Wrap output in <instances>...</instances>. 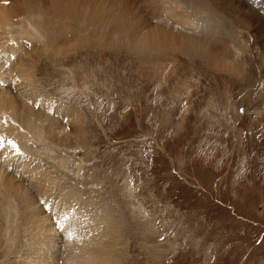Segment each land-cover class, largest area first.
Listing matches in <instances>:
<instances>
[{"label": "rangeland", "instance_id": "rangeland-1", "mask_svg": "<svg viewBox=\"0 0 264 264\" xmlns=\"http://www.w3.org/2000/svg\"><path fill=\"white\" fill-rule=\"evenodd\" d=\"M143 2L34 0L38 8L11 20L10 33L0 27V93L16 94L19 111L13 150L23 166L31 160L37 170L27 178L16 165L8 173L26 185L43 217L66 222L55 223L62 241L50 258L23 204L16 215L0 206V264H76V239L100 222V233L91 236L105 244L110 237L102 222L111 219L120 236L111 264H264V43L247 24L234 27L235 45L213 38L224 41L227 63L240 74L218 70L209 57L139 54L129 44L164 27ZM173 25L168 30L187 34ZM15 39L14 66L33 64L26 90V84L9 87L5 76L12 67L4 63L7 45ZM48 228L59 239L51 223Z\"/></svg>", "mask_w": 264, "mask_h": 264}, {"label": "bare ground", "instance_id": "bare-ground-1", "mask_svg": "<svg viewBox=\"0 0 264 264\" xmlns=\"http://www.w3.org/2000/svg\"><path fill=\"white\" fill-rule=\"evenodd\" d=\"M8 0H0V27H3L4 29H7V32H11V24L12 21H16L19 18L20 13L23 11V14L27 12H34V9H37L38 7L34 4V0H18L16 1V3L14 4V6L9 7V9H6L4 4L7 2ZM12 1V0H11ZM71 1V0H70ZM245 0H151V2H149V0H145L144 6L145 8L149 11V15L154 19V21H156L157 23H159L161 26L163 25L164 27H153V31L149 32V34H145L147 36H143L145 38H143L144 40H141L140 43H133L131 42L132 45V49L134 50L136 49L137 52L139 54H154L155 52H159V53H167L168 51H172V52H181L187 55H193L195 57H209L210 58V62L213 63L215 65V67L218 70H223L225 71L226 69L229 70V72L232 73H237L240 74V70H239V66L235 65V64H229L227 63L226 60V49L225 46H223V40L219 41V42H215V40H213V38H215L216 36L220 37H224L225 39H229V40H233L235 44L236 43V39H238L236 30L234 27H241V26H247L249 25V27L255 32L254 37L259 38L260 41H262L264 43V17L260 15L261 13V8L260 6L264 5V2L262 4V2L259 3H255L254 0H248L249 3H246ZM64 2V1H63ZM12 3V2H11ZM255 4H258L257 8L254 6ZM251 5V6H250ZM253 5V6H252ZM261 6V7H262ZM70 7V6H69ZM195 8H197L195 10ZM220 8V11H218ZM66 8H64L62 10L65 11L67 13V11L65 10ZM69 11V10H68ZM72 12V11H71ZM74 12V11H73ZM161 12L162 14H160L163 18L164 21L161 19L162 17L160 16V19H157V17L159 18V16H157L156 14ZM195 12V15L193 16V13ZM260 12V13H259ZM69 13V12H68ZM39 14V13H37ZM75 14V13H74ZM78 14V13H77ZM34 15V14H33ZM61 15V14H60ZM79 16V15H78ZM77 16V17H78ZM41 17V16H40ZM53 17V16H52ZM50 17V18H52ZM96 17V15H95ZM129 17H131L129 20L132 19H137L136 15H129ZM156 17V18H154ZM21 18V17H20ZM34 18V17H33ZM38 18V17H37ZM54 18V17H53ZM143 18L145 19V16L143 15ZM27 19V18H26ZM12 20V21H11ZM34 20V19H33ZM27 21V20H26ZM32 21V20H31ZM43 21V20H42ZM147 21V20H145ZM159 21V22H158ZM176 21V22H175ZM150 22V21H149ZM168 22H173L175 23L176 28L178 27L179 29H177V33H183L186 31V33L188 34H181L178 35L176 34V32H174V30L169 29V27H167V23ZM31 23V22H30ZM29 23V24H30ZM36 23V21H35ZM145 23V22H144ZM23 24V23H22ZM27 24V23H25ZM33 24V22H32ZM45 24V23H44ZM15 25V24H14ZM36 25V24H35ZM35 25H31L33 26L32 28H35ZM41 26V24H39ZM28 26V25H27ZM14 27V26H13ZM16 27V26H15ZM22 27V26H21ZM25 27V26H23ZM38 27V25H37ZM144 27V26H143ZM17 28V27H16ZM15 28V29H16ZM31 28V29H32ZM39 28V27H38ZM42 28V26H41ZM129 28H131L132 30H136L135 27L130 26ZM171 28V27H170ZM213 28H217L215 29V31H211V29ZM19 29V28H18ZM29 29V28H28ZM29 29V30H31ZM40 29V28H39ZM219 29V34H216L217 31ZM21 30V29H20ZM26 30V29H25ZM38 31V29H36ZM243 31V30H242ZM26 32V31H25ZM34 32V30L32 31ZM126 32V31H125ZM6 33V32H5ZM146 33V32H145ZM153 33V34H150ZM243 33V32H242ZM33 34V33H31ZM126 34V33H125ZM129 34V33H128ZM138 34V33H137ZM161 34L163 35V38L160 39ZM19 35V34H18ZM135 35V33H134ZM243 35V34H241ZM37 36V35H36ZM103 36V35H102ZM137 36V35H136ZM235 36V37H234ZM5 40H9L7 38V33L5 34ZM23 37V36H22ZM38 37V36H37ZM129 37V36H128ZM131 37V35H130ZM139 37V35H138ZM137 37V38H138ZM142 38V36H140ZM139 37V38H140ZM26 38V37H25ZM138 38V39H139ZM140 38V39H141ZM218 38V40H220ZM2 39H4V34L2 37H0V42L2 41ZM126 39V38H125ZM124 39V40H125ZM31 40V39H30ZM123 40V39H122ZM121 40V41H122ZM128 40V39H127ZM138 41V40H137ZM3 42V41H2ZM129 42V40H128ZM136 42V40H135ZM217 43L218 46L216 48L213 47L214 43ZM257 42V41H256ZM4 43V42H3ZM6 43V42H5ZM12 44L13 46H8ZM18 42L16 41V39L13 42H9V44H5V46L7 45V55L6 58L7 60L4 61V63L10 62L12 59H15V56L17 55V51L19 53V49L17 46ZM4 45V44H3ZM127 45V44H126ZM233 45V46H234ZM3 46V47H5ZM128 46V45H127ZM11 47V48H10ZM228 47V46H227ZM240 47V45H239ZM126 48V47H125ZM234 48V47H233ZM238 48V47H237ZM1 52V50H0ZM226 52V53H225ZM230 52V51H229ZM232 52V51H231ZM10 55V56H9ZM27 55V53H26ZM29 55V54H28ZM264 56V55H263ZM262 56V57H263ZM3 55L1 56L0 54V61L1 59H3ZM23 57V56H22ZM28 57V56H27ZM17 58V57H16ZM225 58V59H224ZM5 59V58H4ZM3 59V60H4ZM25 59V58H24ZM18 60L17 59V64H18ZM15 62H12V67L10 69V71H8L5 76L8 74L10 75L11 79L9 80V87H13L14 90H19L24 84H26V80L30 77V73L33 70V64H31V62H29V59L25 62L22 63L23 61H21V64L18 65V68L15 65L16 60H14ZM209 62V63H210ZM14 63V64H13ZM3 72L0 70V75H2ZM32 74V73H31ZM249 75V74H248ZM13 76V77H12ZM240 76V75H239ZM16 77V81L13 80ZM31 78V77H30ZM13 80V81H12ZM24 81V83H23ZM247 81V80H246ZM251 82V81H250ZM28 84H26L25 90L27 89ZM12 88V89H13ZM3 90V88H1ZM33 89V88H31ZM24 90V91H25ZM33 91V90H32ZM15 92V91H14ZM31 92V91H30ZM11 93L6 92H2L0 93V123H3L4 125L9 126L7 128V130H5L7 133V135L5 136H10L13 135L12 138L14 139H18L19 137H17L18 131H19V124H18V116H19V111H17L15 103H17V97L16 94L15 96H11ZM23 94V93H22ZM26 94V93H25ZM28 96V95H27ZM30 96V94H29ZM14 98V100H12ZM35 98V97H34ZM38 98V95L37 97ZM41 98V96H40ZM43 99V98H41ZM37 101V100H36ZM40 101V100H38ZM48 101V100H47ZM26 106V105H25ZM27 107V106H26ZM25 107V108H26ZM24 108V109H25ZM61 108V107H60ZM32 108H30L31 110ZM51 109V108H50ZM23 110V109H22ZM28 110V109H27ZM52 110V109H51ZM29 111V110H28ZM28 111H23V112H28ZM47 111V110H46ZM65 111V110H64ZM63 111V112H64ZM70 111V110H67ZM31 112V111H30ZM36 112V111H35ZM39 112V111H38ZM42 113V112H41ZM39 112V114H41ZM261 113V112H260ZM16 114V117H15ZM30 115V114H29ZM38 115V114H37ZM30 116H33L32 114ZM34 117V116H33ZM38 117V116H37ZM20 118V117H19ZM35 118V117H34ZM49 118V117H48ZM47 118V119H48ZM43 119V118H42ZM41 121V120H40ZM47 121V120H46ZM48 122V121H47ZM46 123V122H44ZM31 126V125H30ZM41 126V125H40ZM31 128V127H30ZM78 131V129H77ZM82 131L79 132V135L82 136ZM21 135V133H20ZM84 137V136H83ZM65 138V136H64ZM7 139V138H6ZM63 139V138H61ZM19 140V139H18ZM1 138H0V143H1ZM49 141V140H48ZM64 141V140H62ZM3 142V141H2ZM12 142V141H11ZM61 142V141H60ZM59 142V143H60ZM7 144V143H6ZM5 144V145H6ZM56 147V146H55ZM8 148L3 149L2 153L0 154V158L1 161L3 162L1 165L0 164V206L3 208L4 213L13 211L15 213V215L18 213V210H20L21 206H19V201L21 202V204H23L25 210H24V214H26L27 219L32 220L34 223L36 224L37 227V232L39 230V237H41L43 244L47 246V251L50 255L51 258V254L56 253L55 250H57V248H59V244L62 241L61 240V234H59L57 232V224H55L56 222H59V228H61V225L63 226V224H61L60 220L57 219V221L53 222L50 221V219H48V217H43L41 214V209L39 210V208L36 207V204L33 202L32 200V195L30 193L31 196H28V192H24L23 189L26 185L23 184V187L20 186L19 184L22 185V183L15 177H13L12 175H10L8 173L9 168H12V172L14 166L18 165L19 168H22L23 170L21 171L20 175L23 174V177H29V172L27 171H37L32 167V162L31 160H29L30 162H27L26 165H22V162L20 161V158H16L13 153L10 152H6ZM30 154V153H29ZM5 155V156H3ZM24 158V157H23ZM28 158V156H27ZM13 164V165H12ZM35 164V163H34ZM29 169V170H28ZM31 172V173H32ZM36 173V182L38 179V174L39 172H35ZM41 173H43V171H41ZM33 175V174H32ZM35 176V175H34ZM20 177V176H19ZM41 180L42 179L41 177ZM48 181V180H47ZM20 182V183H19ZM33 182V181H32ZM19 183V184H18ZM35 183V182H34ZM45 184V183H44ZM57 184V183H56ZM38 185V183H37ZM46 185V184H45ZM34 186V185H33ZM59 186V185H58ZM37 187V186H36ZM55 187V186H54ZM27 188V187H26ZM25 188V189H26ZM35 188V187H34ZM46 189L49 187H45ZM56 188V187H55ZM76 188V186H75ZM73 188V189H75ZM38 189V188H37ZM42 189V188H41ZM60 189V188H59ZM28 190V189H27ZM44 189H42L41 191L43 192ZM71 190V188H70ZM77 190V189H76ZM74 190V192L76 191ZM39 191V190H38ZM51 191V190H50ZM73 192V190H71ZM70 191V192H71ZM24 193V195L22 193ZM48 192V191H47ZM59 192V190H58ZM67 192V191H66ZM71 192V193H72ZM77 192V191H76ZM61 193V191H60ZM64 193V192H63ZM41 194V193H40ZM39 194V195H40ZM73 194V193H72ZM71 194V196H72ZM68 195V194H67ZM43 196V195H42ZM70 196V194H69ZM70 196V197H71ZM77 196V195H76ZM79 196V195H78ZM44 197V196H43ZM52 197V196H51ZM40 198V196H39ZM53 198V197H52ZM58 198V197H57ZM60 198V197H59ZM77 198V197H75ZM79 198V197H78ZM81 198V197H80ZM45 199V197H44ZM73 200V198H71ZM53 200V199H52ZM60 200V199H59ZM64 200V199H62ZM71 200V201H72ZM79 200V199H78ZM81 200V199H80ZM70 201V200H69ZM84 201V200H82ZM80 202V201H79ZM56 203V202H55ZM76 204H74L75 206L78 204L77 200L75 202ZM81 203V202H80ZM91 203V202H90ZM63 204V202H62ZM72 204V203H71ZM5 206V207H4ZM71 206V205H70ZM78 206V205H77ZM83 206V204H82ZM0 207V208H1ZM39 207V206H38ZM41 207V206H40ZM65 207V206H64ZM86 207V206H85ZM90 207V206H89ZM92 207V206H91ZM90 210L93 209V207ZM1 208V209H2ZM59 208V204H57V206L53 209L54 212H56V210ZM51 209V208H49ZM71 209V208H70ZM82 208H80L81 210ZM87 208H85L86 210ZM105 209V208H104ZM6 210V211H5ZM66 210V209H65ZM89 211V210H88ZM21 212H23L21 210ZM95 212V211H94ZM100 212V217L101 219H105L107 216H105L102 211ZM104 212V211H103ZM3 213V212H1ZM11 213V212H10ZM10 213H6L10 214ZM12 213V214H14ZM76 213V212H75ZM80 213V212H78ZM77 213V214H78ZM86 213V212H85ZM96 213V212H95ZM93 214V213H91ZM110 214V212H109ZM79 215V214H78ZM84 215V214H83ZM82 215V217H83ZM97 215V214H95ZM1 216V215H0ZM25 216V217H26ZM42 216V217H41ZM91 216V215H90ZM94 216V214H93ZM88 217V216H87ZM14 218V217H13ZM24 218V217H23ZM90 218V217H89ZM96 218V217H94ZM111 218V217H110ZM53 219V218H52ZM98 219V218H96ZM108 219V218H107ZM26 220V218H25ZM49 220V221H48ZM95 219H93L94 221ZM106 220V219H105ZM116 220V219H115ZM115 220H106V222H102L105 223L106 226L108 227V231L107 233L109 234L110 239H108L107 237V242L104 244V241L98 237V236H91L92 232H98L100 233V227H98L100 224L96 223V227H93L88 234H80L79 239H76V243H77V247H75L77 250H79V252H77V262L76 264H111L113 262V260L115 261V255L117 256V254H114L116 252V246L119 242L120 236L118 235H113L115 232H117L118 227L116 225ZM101 221V220H100ZM117 221V220H116ZM31 222V221H30ZM52 224V228L55 229L56 232V236H59V239L52 237V233L51 230L48 228L49 227V223ZM84 222V221H83ZM96 220L93 222L95 223ZM120 223V222H119ZM27 224V223H26ZM22 225V224H21ZM30 225V224H29ZM35 225V224H34ZM119 225V224H118ZM12 226V225H11ZM25 226V225H24ZM23 226V227H24ZM28 226V225H27ZM87 226V225H86ZM26 227V226H25ZM35 227V228H36ZM71 227V226H70ZM89 227V226H88ZM105 227V226H104ZM103 227V228H104ZM58 228V230H59ZM84 228V227H83ZM91 228V227H89ZM5 229V228H4ZM28 229V228H26ZM65 229V228H64ZM87 229V228H86ZM10 230V229H9ZM12 230V229H11ZM29 230V229H28ZM27 230V231H28ZM61 230V229H60ZM123 230V229H122ZM31 231V230H30ZM65 231V230H64ZM105 231V230H104ZM6 232V231H5ZM12 232V231H11ZM20 232V231H19ZM16 232V233H19ZM61 232V231H60ZM106 232V231H105ZM104 232V233H105ZM7 233V232H6ZM9 233V232H8ZM36 232H34L35 234ZM124 233V232H123ZM38 234V233H37ZM106 234V235H108ZM96 235V234H95ZM101 235V234H99ZM9 236V235H7ZM14 237H16L15 235H13ZM25 236V235H24ZM32 236V235H31ZM35 236V235H34ZM33 236V237H34ZM37 236V235H36ZM55 236V235H53ZM103 237V235H101ZM28 237V236H26ZM18 238V237H16ZM32 238L30 237V240ZM36 239V238H35ZM104 239V238H103ZM106 239V238H105ZM3 240V239H2ZM27 240V238H26ZM29 240V241H30ZM40 242V239H38ZM10 241V240H9ZM23 241V240H22ZM34 241V239H33ZM37 241V240H36ZM41 241V242H42ZM15 242V241H14ZM32 242V241H31ZM30 242V243H31ZM23 243V242H22ZM34 243V242H33ZM36 243V242H35ZM21 244V242H20ZM32 244V243H31ZM38 244V243H37ZM25 245L26 241H25ZM30 245V244H29ZM35 245V244H32ZM18 246V245H17ZM22 246V245H20ZM31 247V246H30ZM36 247V246H35ZM13 248V247H12ZM22 248V247H21ZM25 248V247H24ZM28 248V247H27ZM26 248V250H27ZM34 248V247H33ZM30 249V248H29ZM40 249V248H39ZM42 249V248H41ZM18 250V249H17ZM33 250V249H32ZM30 250V251H32ZM35 250V249H34ZM33 250V251H34ZM14 252V251H13ZM16 252V250H15ZM40 252V251H39ZM19 253V252H17ZM103 253L105 257H103ZM12 254V253H11ZM13 255V254H12ZM15 255V254H14ZM23 255V254H22ZM108 255V257H106ZM26 256V254H25ZM33 256V255H32ZM41 256V254H40ZM42 257V256H41ZM18 258V257H17ZM22 258V257H21ZM24 258V257H23ZM22 258V259H23ZM27 258V257H26ZM35 258V257H34ZM49 258V259H50ZM19 259V258H18ZM21 259V260H22ZM46 259V258H45ZM43 259V260H45ZM118 259V258H117ZM30 260V257H29ZM28 260V261H29ZM39 260V259H38ZM119 260V259H118ZM42 261V260H41ZM105 261V262H104ZM26 263V261H24ZM39 262V261H38ZM53 262V261H52ZM20 263V262H18ZM42 263V262H41ZM40 263V264H41ZM24 264V263H23ZM27 264V263H26ZM31 264V262L29 263ZM36 264V263H35ZM47 264V263H46Z\"/></svg>", "mask_w": 264, "mask_h": 264}, {"label": "snow or ice", "instance_id": "snow-or-ice-1", "mask_svg": "<svg viewBox=\"0 0 264 264\" xmlns=\"http://www.w3.org/2000/svg\"><path fill=\"white\" fill-rule=\"evenodd\" d=\"M57 223H59V222H57Z\"/></svg>", "mask_w": 264, "mask_h": 264}]
</instances>
